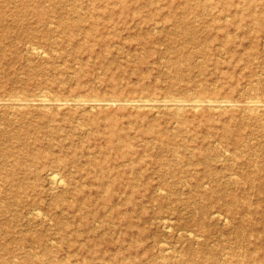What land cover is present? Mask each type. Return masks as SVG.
I'll return each instance as SVG.
<instances>
[{
  "label": "rangeland",
  "instance_id": "rangeland-1",
  "mask_svg": "<svg viewBox=\"0 0 264 264\" xmlns=\"http://www.w3.org/2000/svg\"><path fill=\"white\" fill-rule=\"evenodd\" d=\"M105 1L0 0L12 13L0 23V38L10 33L1 41L0 97L72 101L0 107V264H264V119L237 108L176 114L139 105L264 99V0L245 12L246 20L257 17L251 28L228 26L229 53L204 32L185 42L140 23L149 8H182L181 0H122L125 17L87 20V33L59 22ZM218 1L187 6L215 13ZM181 49L192 56L175 68ZM75 97L120 100L93 107L73 104ZM239 130L248 147L233 144ZM52 169L63 187L50 188Z\"/></svg>",
  "mask_w": 264,
  "mask_h": 264
},
{
  "label": "bare ground",
  "instance_id": "bare-ground-1",
  "mask_svg": "<svg viewBox=\"0 0 264 264\" xmlns=\"http://www.w3.org/2000/svg\"><path fill=\"white\" fill-rule=\"evenodd\" d=\"M172 1H175V0H172ZM222 1H223V3L221 5V8H219L218 11L215 13H213L212 11L207 9V7H205V8H202L203 10H200L199 8H197V10L199 12H196V14H193L189 10L191 7L187 6L188 3L190 2V0H181V4L183 5L182 8L169 7L168 9H165V7H163L162 5L161 6L156 5V7L149 8L147 11V15L144 16L143 18H140L139 21H140V23L156 24L159 27L163 26L167 29L168 34L172 33L173 35H177V33H181L184 35L185 42H187V41L194 42V41H197L198 38L200 39V37H201V35H199L200 31L205 33L203 35H204V39H205V41H207V43L221 38V42H223V43H221L222 52H228L229 53L230 49L228 48L227 45L229 44V40H231V38H232V34H230L229 31H227L228 26L230 24H234L235 26L242 27V28L245 26H248L251 28L252 26H250V25L253 23V21L257 20V17H255V20L253 19V21L252 20H246L245 12L251 8V13H252V8H253L252 6H255L256 4H258L259 0H222ZM105 2H106L105 4L99 5L97 7H89L88 10L86 11L85 17L83 15H79V16L70 17V18L67 17L65 19L61 18V20H59V22L61 24L65 23L67 25V27L70 28V32L71 31L74 32V31L79 30V29H82L83 31L85 30V32H86L87 30L85 28V21H87V20L91 21L92 26H98V25L104 24V23L106 25H108V22H113V20L116 17L119 19V18H123L126 16L125 14L127 11H126V9L123 8L122 0H119V1L106 0ZM218 2H221V1L219 0ZM230 2H232V4H230ZM112 4H114V5L119 4L120 6H122V8L120 10L113 9L110 7V5H112ZM233 5H235V7H232ZM198 6H200V5L198 4L197 7ZM29 8H31V7H29ZM32 10L40 18H44L43 16L46 14L45 10L41 9V7H32ZM137 10H138L137 8L133 9L134 13ZM11 14L12 13L8 12L7 10L0 8V23H1V21H5L6 17H8ZM87 15H89V16L87 17ZM205 15H207V16H205ZM135 16H136V14L132 15V18H135ZM17 21H18V18L12 17V22L14 24H17ZM198 23L199 24L201 23V29L202 30L198 29L196 27V25ZM1 25H4V24L1 23ZM2 30H4V27ZM247 33L250 36L254 35L253 39L258 38L257 37L258 32L254 33L253 31H250ZM9 35H10L9 31L8 32L4 31V33L2 34V36L0 38V50H1V43H2L1 41L4 40L5 38L9 37ZM144 38H146V37H144ZM33 50H34V53L39 54V49H37V47H34ZM179 52H180L181 56L176 57V59L174 61L171 60L172 65L175 68H180V66H183V63H184L183 61L188 60V56L189 57L192 56V52L191 51L188 52L186 49H181V51L179 50ZM199 68H202V67H199ZM256 90H258V89H256ZM40 96L38 98H29L30 96L28 98L27 97L23 98V97H18V96H10V97L7 96L5 98L0 97V107L2 105H6V106H9L15 110H21V109H24L25 107H27L29 105L31 106L32 104H37L39 107L46 110L48 107L53 106V105H55L56 107H63L65 105L71 104V102H72L71 100H70L71 102H69V100H64L61 98L60 99H49L48 97L46 98V97H43V96L40 97ZM35 97H37V95ZM76 98L77 97H75L73 104H77L80 106L83 104H86V105L91 104V106L93 105V107L95 105L107 106V105L113 104L115 100H120V99H93L92 98L93 100L90 99L89 101H87V100L82 99V98L81 99H76ZM134 100H131L130 102H132V101L134 102ZM140 100H142L143 103L139 102V105L141 104L142 106L143 105L144 106H150L152 108L153 107L157 108L158 106L162 105L168 111H172L176 114H183V112L185 111V109L188 106L192 109H195V110H199L200 108H202L200 110V112L202 111V113L210 112L209 110H224V111H229V113H232L233 109L237 108V109H241L243 112H246L250 119H257V120H263L264 119V116H262L264 113V99L257 98V97H251L249 99L247 98L242 103L239 102L240 100L233 99L229 96L218 97V96H211V95L188 98V99L174 97L172 99H164L163 98L161 100L155 99V98L154 99H147V98L142 99L141 98ZM122 102L124 103L123 100H122ZM122 102L120 101V103H122ZM239 103H241V104H239ZM125 104H126V102H125ZM134 104H135V102H134ZM141 105H140V107H142ZM9 114H11V113H9ZM197 114L198 113H195V116ZM231 116H230V118H231ZM244 119H246V118H244ZM241 120L243 121V119H241ZM263 126H264V121L261 122V127H263ZM222 127H223L221 129L222 135L224 137H229L231 135V132H232V127L229 125L225 126V124ZM242 133H243V131L239 130L238 136L236 137V139L233 142V144L235 145L236 148L238 146H243V147L247 146L248 147V144L246 142H243L240 139V135ZM5 152L7 154L11 153L9 150H6ZM17 163L19 164V161ZM207 164H210V163H207ZM49 181L51 183V186H50L51 189L63 187V185H64L63 179L59 175V172H55V170H53V169L50 171ZM262 191L264 192V187H263ZM234 198H236V197H234ZM231 202H235V200L231 201ZM250 211H253V209L250 208ZM219 213L220 212H218V214H217L215 212V214L214 215L212 214V215L214 217H219ZM241 228L242 227L240 225L238 227V231ZM30 255L32 256V254H30Z\"/></svg>",
  "mask_w": 264,
  "mask_h": 264
}]
</instances>
